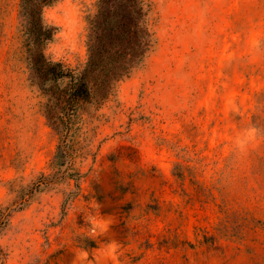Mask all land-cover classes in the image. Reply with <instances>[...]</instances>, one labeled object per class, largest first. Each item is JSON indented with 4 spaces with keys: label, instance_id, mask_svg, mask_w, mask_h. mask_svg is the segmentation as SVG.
<instances>
[{
    "label": "rangeland",
    "instance_id": "obj_1",
    "mask_svg": "<svg viewBox=\"0 0 264 264\" xmlns=\"http://www.w3.org/2000/svg\"><path fill=\"white\" fill-rule=\"evenodd\" d=\"M19 2L0 0V207L54 172L58 145L28 79ZM147 4L153 50L84 115L77 178L13 213L3 264H264V0ZM95 9H45L51 59L85 62Z\"/></svg>",
    "mask_w": 264,
    "mask_h": 264
},
{
    "label": "trees",
    "instance_id": "obj_2",
    "mask_svg": "<svg viewBox=\"0 0 264 264\" xmlns=\"http://www.w3.org/2000/svg\"><path fill=\"white\" fill-rule=\"evenodd\" d=\"M60 0H20L19 29L30 85L44 99L49 125L58 135L54 172L22 188L18 198L0 207V236L14 212L24 209L38 192L60 179L77 178L74 159L78 132L85 114L99 110L117 92L119 83L139 68L153 50L147 0H96L87 16L86 60L70 67L47 55L57 26L47 22L45 9ZM75 192L67 194L70 199ZM65 200V201H66ZM89 247H95L91 242ZM8 253L0 243V263Z\"/></svg>",
    "mask_w": 264,
    "mask_h": 264
}]
</instances>
